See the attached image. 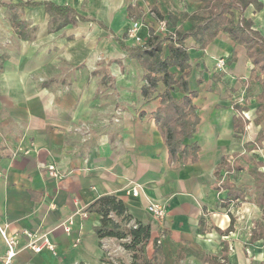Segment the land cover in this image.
Returning a JSON list of instances; mask_svg holds the SVG:
<instances>
[{"label": "crops", "instance_id": "0c3cea01", "mask_svg": "<svg viewBox=\"0 0 264 264\" xmlns=\"http://www.w3.org/2000/svg\"><path fill=\"white\" fill-rule=\"evenodd\" d=\"M26 1L69 6L77 22L47 11L44 4L26 6L17 10L27 25L21 35L1 3ZM83 1L0 0V9L9 13L0 18V35H11L15 39L11 45L16 44L12 48L4 43L12 49L0 52V223L18 240L19 252L11 264H103L104 245L112 239L97 236L101 216L88 211L82 217L77 212L109 194L122 199L133 218L142 222L154 221L147 209L150 202L166 207L164 220L154 221L153 226V238L161 240L166 264H176L177 256L180 264H205L202 253L224 250L229 264H246L239 236L232 238L236 253L230 252L228 237L234 227L226 211L233 213L235 208L238 215L239 209L252 206L255 212L248 218L254 231L242 239H247L254 259L247 263L264 264V239L259 232L264 208L253 200L255 180L248 171L261 162L257 170L264 172V141L261 147H253L264 125L255 123L261 87L251 78L254 66L245 47L226 32L204 50L197 48L193 38L187 40L190 87L197 92L193 101L200 123L193 139L186 142H198L200 151L196 161L176 165L169 159L154 117L160 99L143 97L144 69L122 43L135 44L126 37L132 19L129 5L138 8L141 20L147 10L143 2L151 9L156 5L166 17L177 15L179 25L188 29L190 23L181 16L195 11L202 0H140L118 11L112 0H93L89 12L82 8ZM245 15L264 35V7L254 12L251 6ZM156 26L155 20L144 22L140 31L144 42L150 27ZM63 29L73 38L59 36ZM97 34L112 39L97 41ZM102 50L111 55L103 56L107 62L103 64L110 67L108 78L115 81V92L97 88L100 76L94 68ZM220 58L227 60L222 71L216 68ZM83 64L87 66L80 68ZM127 65L137 73L123 71ZM238 103L249 121L244 132L235 127ZM49 164L56 165L61 178L50 174ZM228 170L232 171L226 175ZM227 182L245 188L244 200L228 203ZM136 184L142 188L137 196L130 191ZM73 214L76 222L67 233L60 224ZM27 232H49L56 252L33 251L27 246ZM6 248L0 233V264Z\"/></svg>", "mask_w": 264, "mask_h": 264}, {"label": "trees", "instance_id": "16d2710c", "mask_svg": "<svg viewBox=\"0 0 264 264\" xmlns=\"http://www.w3.org/2000/svg\"><path fill=\"white\" fill-rule=\"evenodd\" d=\"M44 4L47 11L72 20L76 23V12L69 6L58 5L52 2L26 1L22 3H1L11 13V19L22 35L27 28L17 14L19 8ZM254 12L263 9L262 0H202L200 6L193 12L185 11L181 16L183 21L190 23V28L185 29L179 25L180 18L170 13L169 17L156 6L152 10L157 20H167L171 31L161 35L156 28L150 27L149 38L144 45L122 43L129 56L139 61L144 69L143 84L141 90L146 100L160 99V105L154 112L155 121L169 151V159L176 165H182L189 160L196 161L200 146L198 142L187 143V139H193L200 117L193 101L197 96L196 91L190 87L192 66L191 55L186 44L189 38H193L199 50L206 49L220 32H226L235 41L245 47L248 57L253 64L251 78L261 87L260 94L256 97L258 108L255 118L256 124H264V35L255 27L251 17L245 15L249 7ZM129 14L132 20H137L138 8L129 5ZM236 12L238 15H236ZM127 36V34H126ZM177 69V71H173ZM164 89L160 91V87ZM238 115L235 118V127L244 132L249 123L244 116L241 104H235ZM264 141V125L258 133L253 147H261ZM248 146V144H247ZM261 162H256L248 171L255 180L253 186V200L264 208V172L258 171ZM227 201L233 199L244 200L246 190L242 186L236 187L228 182ZM223 185V186H224ZM88 211L101 216L100 224L95 231L99 238H116L125 240L124 247L131 252L132 264H166V255L159 238H153L154 221L142 222L135 220L129 212L124 201L116 195H103L91 203ZM134 222V223H132ZM260 237L264 239V224L259 229ZM152 244V252L149 245ZM205 264H229L228 252L221 254L202 253ZM103 264H115L109 257L102 259ZM177 256L176 264H180Z\"/></svg>", "mask_w": 264, "mask_h": 264}, {"label": "rangeland", "instance_id": "374dc122", "mask_svg": "<svg viewBox=\"0 0 264 264\" xmlns=\"http://www.w3.org/2000/svg\"><path fill=\"white\" fill-rule=\"evenodd\" d=\"M7 2L8 1H16V0H6ZM114 1V3L116 4L117 6V11L121 8L122 10L125 9L126 5H129V4H139L140 0H112V2ZM93 3V0H84L82 2V8L85 10V11H88L89 12V5H92ZM144 3V7L147 9L146 10V14H145V17L143 20H141L144 24V22H154V20L158 23L159 21L156 19V15L155 13L153 12V10L150 8L151 5L147 6L146 4V1L143 2ZM148 3H152V1H148ZM8 14L5 10V8H1L0 9V18L1 20H3V18L5 16L8 17ZM130 19V18H129ZM133 20L130 19V23L132 22ZM52 23L56 26H59L60 23H57V21H55L54 19H52ZM3 24V23H2ZM61 24H63L64 26V23L62 22ZM128 29V28H127ZM91 30V28H90ZM67 30L66 29H63V31H61L60 33H58L59 36H63L67 39H72L73 38V35H67L66 34ZM91 32V31H89ZM160 32V31H158ZM7 34V32H6ZM83 34V35H82ZM80 34V36H82L83 38H88L84 35V33ZM127 34V32H126ZM160 34H164V33H160ZM105 34H97L96 35V38H97V41H100L101 39L104 41L106 39H112L109 35H106V39L104 38ZM120 35H122L120 33ZM74 37H76V35L74 34ZM127 37V36H126ZM10 40L12 41V44L15 43V39L11 36V35H3L1 37L0 35V52L2 51H8V50H11L13 47L16 46V44L14 45H11L10 43ZM4 43H9L8 47H12L11 49H6L4 47ZM116 46V45H115ZM98 50V49H97ZM106 51V52H104ZM111 56L110 54L107 53V50H102V53H99V61H98V64L96 65V68H94L95 70V73L97 75L100 76V82H99V86H97L98 89H101V90H108L112 92V90H114V92L116 91L117 89V86H116V83L114 80H111L108 78V75L110 74V67L106 64H103V61L106 62V59H104L103 56ZM113 57V56H112ZM107 63V62H106ZM87 66L86 64H83L80 66L81 67H85ZM68 67V66H67ZM129 66L127 65L125 67V69L123 71H125L127 74H133L132 72L134 73H137L135 70H130L128 68ZM70 67H68L69 69ZM112 95V93H110ZM115 94V93H114ZM111 100H112V104L114 105V97L113 95L111 96ZM112 105V106H113ZM115 111V110H114ZM103 115V114H102ZM116 113L113 112L112 113V118L114 119L116 117ZM232 170H228L226 173V175H228L229 173H231ZM247 207H243L241 209H239L238 211L240 212L238 215L236 214L237 213V209L235 208H232L233 210V213L229 210H227L226 212L232 217V225L234 227V230L230 233L229 237L230 238V252L233 254V253H236V244H235V241L232 239L233 237H236V236H239L240 237V240H243L241 241L242 244L245 246V249H244V253L246 255V264L249 263L250 260H254L253 257L251 256V252H250V246L248 244H246V240L248 239V233L249 232H253L254 231V222L251 221V219L248 218V214L249 213H253L255 212L253 210V207L252 206H249L248 209H246ZM257 212V211H256ZM241 215H244V218L241 217ZM234 216V217H233ZM257 216V215H256ZM239 218V219H238ZM235 220V221H234ZM234 233V234H233ZM239 233V234H238ZM244 233V234H243ZM235 234H238V235H235ZM246 237L247 239H242ZM251 236L249 235V238ZM112 240H110L109 242L107 241V243H105L104 247H105V250L106 251V255L113 261L115 262V264H132V256H131V252L129 250H127L123 243L126 242L125 240H121V239H116V238H111ZM149 252L151 253L152 252V244L149 245ZM196 254V253H195ZM244 258V257H243ZM242 258V261L244 262ZM248 262V263H247ZM251 264H257L256 262L252 263Z\"/></svg>", "mask_w": 264, "mask_h": 264}, {"label": "built area", "instance_id": "2783aa9c", "mask_svg": "<svg viewBox=\"0 0 264 264\" xmlns=\"http://www.w3.org/2000/svg\"><path fill=\"white\" fill-rule=\"evenodd\" d=\"M158 21L159 22L157 23L156 30L160 31L159 33L167 34L171 31V29L168 26L167 20H158ZM143 25H144L143 22L137 19V20H133L127 29V37L133 40L135 44L144 45L146 43L144 42L143 37L140 35V31ZM226 65H227V60L225 58H220L217 60L216 68L222 71L225 70ZM24 152L28 153V150H25ZM46 167L52 176L56 178L62 177L61 171L57 169L55 164H49ZM141 189H142L141 185L136 184L132 188H130V191L132 192L133 195L137 196L141 192ZM147 209L154 221L161 222L164 220V218L167 215L166 207L160 203L150 202ZM77 213H79L82 217H87L89 212L88 210L84 209ZM75 222H76V215L73 214L69 216L66 220H64L60 224V226L63 228L65 232L69 233L71 232ZM0 233L3 236L7 247L6 252L3 256V264H11L19 252L18 240L15 236L9 235L6 226H4L1 223H0ZM27 235L30 237V241L27 244V246L31 248L33 251L41 252L42 250L47 249L51 252H56L57 245L51 238L49 232H42V233L27 232Z\"/></svg>", "mask_w": 264, "mask_h": 264}]
</instances>
